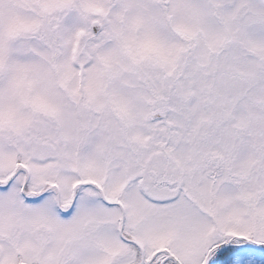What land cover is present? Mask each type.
<instances>
[{
	"label": "snow or ice",
	"instance_id": "snow-or-ice-1",
	"mask_svg": "<svg viewBox=\"0 0 264 264\" xmlns=\"http://www.w3.org/2000/svg\"><path fill=\"white\" fill-rule=\"evenodd\" d=\"M0 264H264V0H0Z\"/></svg>",
	"mask_w": 264,
	"mask_h": 264
}]
</instances>
